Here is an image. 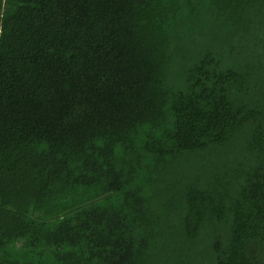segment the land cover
<instances>
[{"label":"trees","instance_id":"trees-1","mask_svg":"<svg viewBox=\"0 0 264 264\" xmlns=\"http://www.w3.org/2000/svg\"><path fill=\"white\" fill-rule=\"evenodd\" d=\"M0 264H264V0H0Z\"/></svg>","mask_w":264,"mask_h":264}]
</instances>
